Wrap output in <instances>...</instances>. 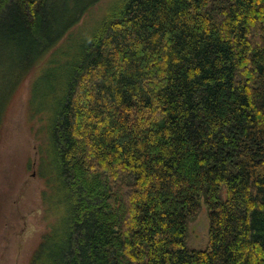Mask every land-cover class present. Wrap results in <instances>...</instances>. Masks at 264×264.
Masks as SVG:
<instances>
[{
	"label": "trees",
	"instance_id": "trees-1",
	"mask_svg": "<svg viewBox=\"0 0 264 264\" xmlns=\"http://www.w3.org/2000/svg\"><path fill=\"white\" fill-rule=\"evenodd\" d=\"M96 1L0 0V98L55 68ZM80 48L38 86L57 95L64 218L27 264H264V0H116ZM202 205L208 242L191 248Z\"/></svg>",
	"mask_w": 264,
	"mask_h": 264
},
{
	"label": "rangeland",
	"instance_id": "rangeland-1",
	"mask_svg": "<svg viewBox=\"0 0 264 264\" xmlns=\"http://www.w3.org/2000/svg\"><path fill=\"white\" fill-rule=\"evenodd\" d=\"M115 1L98 0L83 12L46 55L56 61L54 69L47 67L40 75L41 66L34 67L0 98V264H27L42 235L64 218L47 135L48 106L57 95L39 103L38 86L45 87L41 81H48L50 68L55 70L54 79L66 74L82 43ZM2 82L0 74V88ZM186 240L191 248L206 247L208 215L204 205L188 223Z\"/></svg>",
	"mask_w": 264,
	"mask_h": 264
}]
</instances>
